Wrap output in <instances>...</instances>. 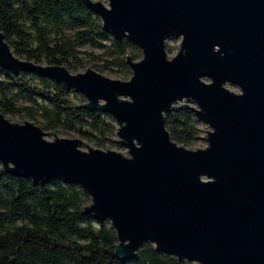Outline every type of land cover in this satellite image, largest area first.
Wrapping results in <instances>:
<instances>
[{
    "label": "water",
    "instance_id": "water-1",
    "mask_svg": "<svg viewBox=\"0 0 264 264\" xmlns=\"http://www.w3.org/2000/svg\"><path fill=\"white\" fill-rule=\"evenodd\" d=\"M81 1L104 31L141 50L140 60L127 56L128 80L21 59L1 31L0 68L81 93L85 108L116 120L113 142L126 154L81 150L78 138L0 111L1 166L33 184L78 185L90 198L84 211L113 227L118 260L149 242L191 263L264 264V0ZM173 36L181 43L168 59ZM183 99L210 127L204 148L179 145L165 128V113Z\"/></svg>",
    "mask_w": 264,
    "mask_h": 264
},
{
    "label": "trees",
    "instance_id": "trees-1",
    "mask_svg": "<svg viewBox=\"0 0 264 264\" xmlns=\"http://www.w3.org/2000/svg\"><path fill=\"white\" fill-rule=\"evenodd\" d=\"M0 31L16 56L67 69L79 66L75 43L95 46L110 41L112 62L124 68L127 56L135 60L139 50L126 37L114 39L104 31L98 16L81 0H0ZM67 31L75 33L74 40L65 37ZM0 72L5 75L0 80L2 113L25 111L33 117L31 106H17L15 101L23 98L35 106L47 130H74L98 144L114 131L108 114L75 103L63 84L40 77L43 85L36 86L28 80L37 75H14L2 68ZM164 124L178 144H190L198 133L193 113L182 106L165 113ZM89 201L78 185L60 178L33 184L7 173L0 164V264H193L159 252L149 242L137 249L134 258L118 260L115 231L110 222H99L84 211Z\"/></svg>",
    "mask_w": 264,
    "mask_h": 264
},
{
    "label": "rangeland",
    "instance_id": "rangeland-1",
    "mask_svg": "<svg viewBox=\"0 0 264 264\" xmlns=\"http://www.w3.org/2000/svg\"><path fill=\"white\" fill-rule=\"evenodd\" d=\"M94 1H96V0H94ZM101 1L106 6H108L107 0H101ZM98 18H99V16H98ZM99 21L102 22L100 18H99ZM25 31L32 34V37H34V32L31 29V27L26 26ZM65 37L69 38L70 40H74L75 39V33L67 31ZM180 43H181V37H174L173 36V37H169L166 40V57L168 59L173 57L178 52ZM109 44H110V41H104L101 43V45H95V46H90L88 44L80 45L79 43H75L74 51H75L77 58L79 59V66L77 69L68 68V70L71 73H78V72H84L86 69L90 68V69H93L94 71H96V72H98V73H100L106 77H109L111 79L128 80L131 77V70H130L129 66L127 68H124V67L116 65L115 63L112 62L114 60V55L107 48ZM30 45L32 47L35 46V40L34 39H31ZM137 53H138V55H137L135 60H140L142 58L141 50L139 49ZM18 57L21 59H24L23 56H18ZM39 63L40 64H46V62L43 60L40 61ZM25 74H27L30 77L35 76L33 74H30V73H25ZM0 80H5V75L1 72H0ZM203 80L206 82L209 81L207 78H203ZM28 81H30L31 84H34L36 86L43 85V82L40 80V77H38V76H35ZM225 86L233 92L238 93L240 91L239 88L234 84L226 83ZM70 91H71L70 94H71L75 103L79 104V103H85L86 102V98L81 93L76 92L74 90H70ZM12 92L15 93L16 89H13ZM15 102L17 103V106H31V109L33 110L32 113L34 116L33 117L28 116L25 111H21L20 113H15V114H4L7 119H9L10 121H12L14 123L22 124L25 121H29V122H32V123L36 124L37 126H39L44 131L45 134H47L48 132L53 133L56 138L57 137H59V138H78V139H80V143H79L78 147L81 150H85V151L88 150V147L86 145H89V146H91V148H99L102 150L111 149V150H115V151L121 152L123 154H126V148L121 146L119 143L113 142V141H118V139H119L116 135L118 124H117L116 120L113 119V117H111L110 115L109 116L111 117V124H113V126H114V131L107 133L105 135L107 139L104 140L103 144H98L96 142L95 138H93V137L84 138L83 136H81L80 134H78L74 130L64 129L61 127L53 129V130H47L44 127V121H43L42 117L40 116V114H38L36 112L34 105L29 103V101L27 99H23V98H19ZM174 105H176V106L189 105V106L196 107L195 103H193L192 101H189L187 99L177 101ZM193 115H194L196 122H197V124H196V126L198 128L197 136L190 144H179V145H182L188 149L204 148L207 145V142L205 139L201 138V136H204L206 134V132H208L210 130V127L206 123H204L202 121H198L194 113H193ZM44 137L47 140H53L52 135H44ZM89 203H90V201H89ZM192 263L197 264L195 262H192Z\"/></svg>",
    "mask_w": 264,
    "mask_h": 264
}]
</instances>
